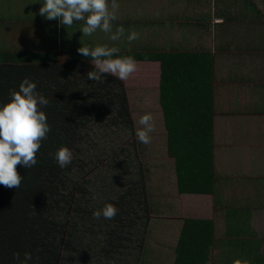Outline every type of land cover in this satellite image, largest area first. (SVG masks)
Segmentation results:
<instances>
[{
    "label": "trees",
    "instance_id": "trees-1",
    "mask_svg": "<svg viewBox=\"0 0 264 264\" xmlns=\"http://www.w3.org/2000/svg\"><path fill=\"white\" fill-rule=\"evenodd\" d=\"M1 29L0 107L28 78L48 100L41 110L51 130L41 141L37 163L30 169L17 165L20 187L0 185V264H19L13 254L22 261L26 252L32 255L27 264H145L153 190L133 152L140 142L123 82L111 75L103 82L87 79L91 58L77 50L91 43L80 28H49V35L42 28ZM118 55L159 61L157 101L176 191L214 195L213 122L220 112L214 107L212 55ZM259 59L264 92V25H259ZM261 99L241 112L264 114ZM61 146L73 153L65 168L54 158ZM108 203L118 209L115 218L94 219L93 212ZM225 212L227 238L220 241L214 239L212 220L184 219L168 264H208L212 250L216 264H264V251L257 254L262 240L247 228V210Z\"/></svg>",
    "mask_w": 264,
    "mask_h": 264
},
{
    "label": "rangeland",
    "instance_id": "rangeland-1",
    "mask_svg": "<svg viewBox=\"0 0 264 264\" xmlns=\"http://www.w3.org/2000/svg\"><path fill=\"white\" fill-rule=\"evenodd\" d=\"M259 3L258 25H264V0ZM254 17V15H253ZM255 19V18H254ZM255 21H257L255 19ZM256 23V24H257ZM254 44V42H253ZM255 59V54H251ZM257 61V59H255ZM255 64H257L255 62ZM259 64V61H258ZM259 67V66H258ZM258 79L252 74L248 90L244 89L243 104L263 100L264 92ZM132 79H129V78ZM125 81V92L130 107L134 134L140 128L139 118L151 113L154 131L151 142H140L133 152L138 154L142 168L146 170L149 193V215L146 242L142 263L168 264V256L176 244L179 227L186 218L213 221L214 239H226V210L245 209L247 228L256 239H261L257 254L264 251V114L232 113L227 116L216 111L213 122V166L217 179L214 195L178 194L172 159L166 154L165 130L158 106L157 79L155 76L134 78ZM262 84V82H260ZM124 84V83H123ZM234 110H238V103ZM218 108L222 110L221 103ZM212 250L208 264H216ZM236 253H241L236 250ZM240 254H238L239 256ZM168 260V262H167Z\"/></svg>",
    "mask_w": 264,
    "mask_h": 264
},
{
    "label": "crops",
    "instance_id": "crops-1",
    "mask_svg": "<svg viewBox=\"0 0 264 264\" xmlns=\"http://www.w3.org/2000/svg\"><path fill=\"white\" fill-rule=\"evenodd\" d=\"M254 1L117 0L119 8L116 11L117 19L112 22L113 33L117 27L122 26L125 30L124 35L118 41H112L109 38L111 33L98 30L91 36H85V39L91 43L87 47L97 45L118 47L120 50L118 54L202 52L212 55L214 107L218 108L221 103L224 108L222 110L218 108L219 115L223 113L229 116L249 106L243 104L244 97L241 96L245 95L244 89L248 90L249 95L247 86L252 74L258 79L256 72L259 71L258 61L260 62L257 23L259 3ZM42 3L43 0H0V28H42L43 35L50 34L49 28H82V21H75L71 27H65L59 20H48L41 16L39 9ZM132 31L137 32L139 38L129 42L127 37ZM3 35L1 29L0 41L5 39ZM74 41L78 42L75 34ZM251 54H255L257 61ZM136 61L137 70L131 76L134 78H139L140 75L148 78L155 76L158 92L159 61ZM126 80L122 81L124 85ZM235 103L240 105L238 110H234L237 109Z\"/></svg>",
    "mask_w": 264,
    "mask_h": 264
},
{
    "label": "clouds",
    "instance_id": "clouds-1",
    "mask_svg": "<svg viewBox=\"0 0 264 264\" xmlns=\"http://www.w3.org/2000/svg\"><path fill=\"white\" fill-rule=\"evenodd\" d=\"M119 8L117 0H43L39 14L48 20H59L65 27H71L75 21H82L81 32L84 36H91L98 30L111 33L110 40L118 41L124 35V28L117 27L113 33L112 22L117 19ZM139 38V34L132 31L127 39L129 42ZM78 53L91 58L92 70L87 73V79L103 82L106 75H111L123 81L137 70V61L131 56L120 57L118 47L97 45L95 47L81 46ZM37 85L28 78L19 84V90L10 92L11 99L0 107V185L8 188H19L23 176L17 171V165L26 169L36 163V153L41 147V141L46 139L51 130L47 123V116L41 110L48 100L36 91ZM140 128L136 131L139 142H151L154 131V118L146 113L139 118ZM57 164L61 168L67 167L73 159L72 151L61 146L54 154ZM118 209L111 203L93 212L94 219L103 217L114 219ZM19 264H27L32 259L31 253H25L21 261L19 253H14ZM234 264H249L248 261L236 260Z\"/></svg>",
    "mask_w": 264,
    "mask_h": 264
}]
</instances>
